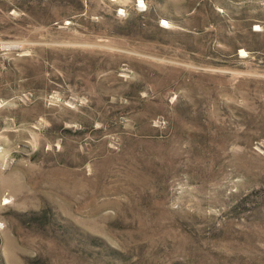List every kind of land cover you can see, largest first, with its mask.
<instances>
[{
	"label": "rangeland",
	"instance_id": "rangeland-1",
	"mask_svg": "<svg viewBox=\"0 0 264 264\" xmlns=\"http://www.w3.org/2000/svg\"><path fill=\"white\" fill-rule=\"evenodd\" d=\"M0 264H264V0H0Z\"/></svg>",
	"mask_w": 264,
	"mask_h": 264
}]
</instances>
